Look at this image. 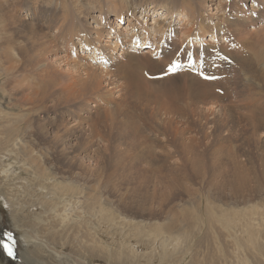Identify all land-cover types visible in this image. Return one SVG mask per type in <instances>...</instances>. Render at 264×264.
<instances>
[{
    "label": "rangeland",
    "instance_id": "rangeland-1",
    "mask_svg": "<svg viewBox=\"0 0 264 264\" xmlns=\"http://www.w3.org/2000/svg\"><path fill=\"white\" fill-rule=\"evenodd\" d=\"M215 1L217 7L209 8L207 0H132L131 6H140L134 11L138 17L145 7L152 6L173 11L185 20L177 24L161 20L155 26L150 16L142 22L149 31L148 48L137 53L125 44V54L116 51L113 63L110 59L101 62L103 70L112 74L134 71L147 83L148 92L162 93L158 94L166 102L162 104L172 106L164 110L160 101L147 104L129 97L125 76L118 75L113 89L103 82L97 93L84 90L88 78L76 56L88 63L90 56L76 39L58 38L54 32L58 22L70 19L59 18L63 6L73 17L68 32L62 29L65 35L83 31L84 22L89 30L96 24L90 15L83 17L86 3L121 7V0H0V113L15 118L0 125V153L11 150L21 154L18 162L12 156L3 158L2 166H12L6 193L32 202L45 192L39 179L24 170L27 155L35 160H25V164L38 167L40 173L52 178L50 182L75 188L79 192L75 198L83 201V206L85 197H96L116 225L108 222L109 231L105 230L106 221L86 215V209L76 215L65 207L69 226L64 236L52 244L40 240L47 252L64 264H109L113 255L124 254L123 240L132 244L143 241L152 235L144 234L148 226L153 230L168 225L172 231L174 216L170 214H186L185 209L191 213L189 207L196 202H212L230 214L264 204V1ZM189 3H195L196 10L189 9ZM197 19L200 25L195 24ZM127 25V21L121 25L124 38L129 36ZM159 26L162 28L155 31ZM71 41L76 42L75 52L68 54L66 45ZM132 54L135 58L128 61L126 56ZM138 62L141 65H136ZM188 64L200 72L193 74ZM94 65L97 68L98 64ZM93 71L105 79L100 71ZM115 78L111 75L110 81ZM117 85L123 87L120 93ZM205 85L215 86L216 96L192 95ZM96 94L109 95L112 100L105 103ZM253 106L263 112L258 121L250 117L256 115L250 112ZM11 125L9 133L6 130ZM188 158L200 163L199 173L188 167ZM14 161L16 164H11ZM236 168L251 176L237 191ZM174 179L175 188L171 185ZM21 186L26 193L20 196ZM9 210L0 193V264H38L34 257L24 259L21 254L23 237L33 241L39 237L29 229H17ZM79 219L91 229L82 226L78 230ZM92 222H100V227L93 228ZM216 228L212 234L204 232L195 238L197 244L187 256L190 264L217 262V250L234 247L236 238ZM240 249L246 254L241 257L244 261L261 264L259 254Z\"/></svg>",
    "mask_w": 264,
    "mask_h": 264
},
{
    "label": "bare ground",
    "instance_id": "bare-ground-1",
    "mask_svg": "<svg viewBox=\"0 0 264 264\" xmlns=\"http://www.w3.org/2000/svg\"><path fill=\"white\" fill-rule=\"evenodd\" d=\"M121 2L123 4L121 5V7H118L111 3H107L105 6L103 5L104 7L103 6L101 7L99 5L96 6L94 4H91L90 2H88V4L90 3L91 5L89 4L88 6V4L86 3L88 7L86 6V8L84 9L83 17H85V14L90 15V17L93 19L94 22H96V24H94L92 29L89 30L88 25L84 22L82 27L84 29L83 31L78 30L79 31L78 33L76 32L77 31L76 30L74 33H70V34L68 33L65 35L62 32V29L63 30L65 29L67 31V27L72 25L73 17H70V14L67 12L66 7L63 6L62 9L60 8L61 14L59 15V18L62 20L66 18H70L72 20L70 21L69 19L68 21L58 22V26L54 28V32L58 35V38L60 36L65 39L67 36V38L69 37V39L70 38L76 39L79 42L78 45L80 46V49L86 50L84 51V53H87L90 56V59H88L90 61L89 63L88 61L85 60L83 61L82 59H80L79 56H76V60L78 59V61L76 62L84 68L85 76L88 78V80L86 79V81L83 83L84 90L91 89L92 92L94 91L95 93H97L98 91H100L103 82H105L108 85V87L111 86L110 89H113L115 87L112 84L116 85L115 82L118 81L117 77H119L120 74L118 73L119 75L118 76L116 73L112 74L108 70L104 71L106 69L103 67V64L101 62H105L110 59L111 63H113V60L117 58V56H115L116 51H119V55L126 53L125 51L126 47L124 46L125 44H127V49L130 48L129 50L131 49L137 50V53L139 52V50L141 51L144 50V48H148L147 45H148V41L150 40V36H148L149 31L147 28V24L145 26L142 24L144 19H147L151 16V19L153 20V24L155 26H158L157 24H159L158 22L161 20H168L176 24L180 23L183 20L182 15L174 13L173 11H169L168 9H164L162 7L153 9L152 6L146 9V7L144 6L145 9L141 11L139 16L142 18L140 19L139 22H137L138 21L137 18L139 17L138 14L134 13V11H137V9L140 6L138 4L134 5L135 7L131 6L132 0H121ZM216 2L217 1L215 0H209V1L207 0L206 2L208 4L207 7L209 8L212 6L217 7ZM136 6L138 7L136 8ZM188 7L191 10L194 9L196 10L195 3H189ZM256 7L258 8L259 6ZM129 10H130V15L128 16L127 14ZM211 10H215V8ZM76 11L79 12L80 15L82 14L81 9H78ZM199 16L201 17V14ZM123 21L128 22L127 28L125 29L126 30L125 33L126 35L128 33L129 36L126 38H124V36L122 37V33H121V32L124 33V31H121V25ZM144 23H146V20L144 21ZM195 24L200 25V23H198V19L196 20ZM159 28L162 27L160 26L155 27V31L157 30L159 31ZM180 32L182 33V30ZM209 37L214 41V35ZM73 39L70 40L73 41ZM72 41L70 42L71 44L66 45L67 46L66 51L68 52V54H73L75 52L72 49H74L73 47L75 46L76 42L73 44ZM146 52H144V54ZM144 54L142 53L143 57L145 56ZM126 57L129 61L130 58L134 57V55L133 56L128 55ZM91 64H96V65L98 64V66L96 68L95 65L93 67L91 66ZM138 64L140 63L138 62L136 65ZM134 67L136 68V66ZM110 68L108 69L110 70ZM121 68H124V66H122ZM93 69L100 71L99 74L102 75V77H104L105 79L102 81L99 75L95 74ZM125 70L126 69H124L123 71ZM126 71L129 72L128 70ZM111 75L116 77L113 81H110ZM123 76H125L126 78L125 80H127L126 82L127 87L125 88L127 90L129 89L128 91H130L127 93L129 97L141 99L147 104L166 103L163 101V97L161 95H158L162 93L153 94L151 92H148L145 86L147 85V83L139 79L138 75L135 74L134 71H130V74H126ZM123 76L121 75L120 77ZM107 78H109V81L107 80ZM117 88L118 90L116 92L118 93H120V91L123 90L122 86L117 85ZM217 91L218 90L215 86L208 87L207 85H205L202 86L200 89L193 90L192 95L198 98H208L218 93ZM99 98L102 99V101L105 103H108L112 100L111 96L109 95L106 96V94L103 96H101L100 94ZM162 105H163L162 109L164 110L166 108L172 107L164 104ZM256 106L249 108L252 114L256 113L254 117L250 115V117L254 121H258L260 117H263L262 115L263 112L262 113L258 112L257 108L259 109V107ZM23 118L24 117H22V119ZM14 119L15 118H13L12 116H4L0 113V125L4 123H10ZM15 121L19 122L20 119H16ZM6 131L11 133L13 131V126L11 125ZM14 134L19 136L20 132L14 129ZM11 156L16 162H18L16 159L20 157L21 154L19 155L17 152H13L11 150H5L4 152L0 153V193L1 195H3L6 204L10 207L9 211H11V219L13 221L12 223H14V226L17 229H21V230L29 229L39 237V240L37 241H33L34 238L32 239V237H28V236L23 237V244L25 246H24V250L22 251L21 257L24 256V259H26L25 257L27 256L29 258L34 257V259L38 264H56V263L64 264V262H62L58 258V256L56 255L53 256L49 254L47 252V248L40 244L41 243L40 240L43 239L47 243L52 244L55 243V241L59 237L64 236L65 231L69 226V214L68 212L64 211V208L67 206L70 207L72 212L75 213L76 215L77 214L81 215V211L86 209V215L88 216L95 215L98 216V219L102 221H106L103 222L105 225L107 224L104 227L105 230L109 231L110 224L108 222L111 223V226L115 225L111 214L108 211L105 212V210L108 209L101 207L96 197L95 198L92 197L90 198V196L89 198L85 197V202L88 201V199H90L91 201L89 204L84 202L85 206H83L82 205L83 201L77 200V198L79 197L77 196L79 192H77L75 188L67 184L63 185L57 181L50 182L52 178L48 175H43V173H40L38 171V167L33 168L31 167V165L25 164L26 163L25 160H28L30 162H34L35 160L34 158H31L30 156L27 155L24 158L25 160H23L24 161L23 165L25 166L24 170L31 171V173H33L39 179V184L43 185L41 189L45 190V192L43 194H40L39 197L36 199V201H32V202L31 200L23 201L21 198H18V196L10 197L8 195V192L6 193L5 190L7 187V183L9 182L12 176V172H11L12 166H9V164H5L4 166H2L1 164L3 163V158L11 157ZM15 161L12 162L11 164L15 163ZM187 163H188V167L190 168L193 167V170H197V173H199V169L197 168V165L200 164L199 162L190 161V159L188 158ZM235 175H236V181L239 183L235 188L236 191L242 190L247 185L246 183L251 181V176L248 174V172L245 171V169L236 168ZM171 185L174 188L178 185L175 179L171 181ZM91 189L94 190V187H91ZM18 190L21 191L20 196L23 193H26V191L23 189L22 186L18 187ZM76 196L77 198H75ZM150 198L152 199L155 197L152 196ZM161 202H164L163 199L161 200ZM161 202L160 205L162 204ZM193 206L194 207H189L191 213L190 211H187L184 207L183 209H185L186 214L185 213L177 214L174 211L170 214L171 216H174V220H172V226L174 227V229L172 231L169 230L168 225L153 230L150 229L151 226H148L144 234H152V235H147L145 237L146 239H144L143 241L142 240L138 242L136 241L135 243L132 244L127 239H126L127 241L123 240V243L125 244L124 254L119 253L118 255H113L112 256L113 260L108 259V261L110 262L109 264H114L113 263L114 261L116 263H121V264H182V263L190 264V259L189 261H187V256L188 255L191 256V253L197 244L195 242V238L197 236L202 235L204 232L208 234L209 233L212 234L214 231L218 229L216 228V226L224 229V233L230 234L231 237L236 238V243L234 247L230 249L231 251L217 250V256H216L217 262L202 260L201 262H195L196 264H251L250 262L244 261L241 258L244 257L246 254L241 251L240 246L244 247V249L247 248V250H249L251 253L256 252L257 254H259L261 264H264V204L263 203L258 204L255 207H250L249 209H243L242 212L240 213H232V214L226 213L228 209L222 208L220 206H216L212 202H205V203L196 202ZM79 209L80 211L76 212ZM78 224H81L78 225V230L83 229L82 226L87 228V230L91 229L90 227L89 228L87 227L86 221L82 219L78 220ZM91 226L97 229V227H100V222L99 223L92 222ZM120 228L117 229L119 230ZM163 234L170 235L169 239L166 240V238L160 236ZM200 257H203V255L199 256L197 260Z\"/></svg>",
    "mask_w": 264,
    "mask_h": 264
},
{
    "label": "snow or ice",
    "instance_id": "snow-or-ice-1",
    "mask_svg": "<svg viewBox=\"0 0 264 264\" xmlns=\"http://www.w3.org/2000/svg\"><path fill=\"white\" fill-rule=\"evenodd\" d=\"M206 79H209V78H215V77H205ZM8 236V239L11 240V233H7L6 234ZM0 243H3V241H0ZM5 247H8L7 244H4ZM9 253L11 254V249H9Z\"/></svg>",
    "mask_w": 264,
    "mask_h": 264
}]
</instances>
